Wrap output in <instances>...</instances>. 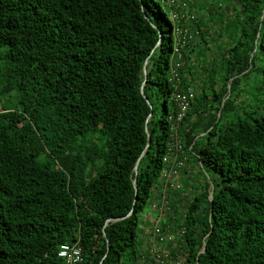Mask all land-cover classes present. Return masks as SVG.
Here are the masks:
<instances>
[{"label":"trees","instance_id":"trees-1","mask_svg":"<svg viewBox=\"0 0 264 264\" xmlns=\"http://www.w3.org/2000/svg\"><path fill=\"white\" fill-rule=\"evenodd\" d=\"M189 10L178 84L195 95L175 121L166 3L0 0V264H65L75 242L77 264H158L152 211L181 231L180 264H264V0Z\"/></svg>","mask_w":264,"mask_h":264},{"label":"built area","instance_id":"built-area-1","mask_svg":"<svg viewBox=\"0 0 264 264\" xmlns=\"http://www.w3.org/2000/svg\"><path fill=\"white\" fill-rule=\"evenodd\" d=\"M161 2L166 3L170 7V20L173 22L172 32L174 34L175 41L173 43V52H172V67H171V75L170 79L174 82L175 91L173 92V98L176 101L179 109L175 121L180 120L185 112L187 111L190 103L194 100V91L192 87H186L181 89L179 87V73L178 68L181 67L180 60L182 59L181 49L186 45L189 40L194 38V35L190 31L189 22L195 19V14L190 13L189 5L193 2V0H161ZM173 6H177L179 11L173 9ZM179 23L183 25H179ZM172 129L174 130L175 141L172 145L169 156L171 157V163L169 167V171L165 176V182H170L171 186L179 188L180 185L178 183L173 182L172 176L176 174V172L184 167L186 162V156L181 157L182 145L176 133L177 123L173 124ZM180 155V156H179ZM168 160V157L165 158ZM153 207H156L155 204H152ZM161 210V208H160ZM161 214V213H160ZM160 215L155 219L159 223ZM156 222L155 227H153L152 236L150 237V241L152 242V247L150 252L152 254L153 262L158 264H163L162 255L157 252L160 249L159 244H165L166 242H171L173 240L172 234L163 231L160 226H158ZM157 245V248H156ZM58 257L62 258L65 264H77L82 262L83 254L82 247L79 242H75L73 244L63 243L60 245L58 253ZM171 257V256H170ZM170 264V263H169ZM174 264H180L179 260H174Z\"/></svg>","mask_w":264,"mask_h":264},{"label":"rangeland","instance_id":"rangeland-1","mask_svg":"<svg viewBox=\"0 0 264 264\" xmlns=\"http://www.w3.org/2000/svg\"><path fill=\"white\" fill-rule=\"evenodd\" d=\"M225 14L226 15H230L231 13L230 12H225ZM255 94H256V91H251L250 92L249 102L251 104H253L255 102L254 101ZM9 100L11 102H15V97L11 96V97H9ZM185 165L183 167V170L188 168V166L186 165V167H185ZM183 170L182 169L178 170L177 173L172 176L173 181L175 183H178L179 185H182L184 183L183 180H184V178L186 176V174H184L185 172ZM167 172L168 171L165 172V176H166V174H168ZM177 174H179V177H177V179H176V175ZM192 178H193V181H192L193 183H197V182L203 181L202 180L203 178H202L201 173H197L196 172L195 173V176H193ZM146 211H147V209H146ZM149 212H151V210ZM153 214L154 213L152 211L150 213V219H156V216L153 215ZM156 215H157V213H156ZM163 215L164 216L161 217L160 224H162V223L165 222V218L164 217L166 216V213H164ZM140 225H142V222L140 223ZM170 230H171L170 227L169 228L165 227V230L164 231L170 233L171 232ZM174 233H176V237H178V239H175V240H177L176 242L174 240V241H171V242H166L163 245H160L159 244L160 249H158L157 252H159L162 255L163 264H169V263L170 264H174V260H179V262H180V256H177L179 259L176 258V257H174L178 253H176V254L173 255L171 252L172 251H177V249H179L178 247L180 246V244H182V242H181L182 235H181V231L179 229L178 230L176 229ZM173 239H174V237H173ZM144 247H146V244L144 245ZM151 258H152V256H151ZM149 264H151L150 261H149Z\"/></svg>","mask_w":264,"mask_h":264},{"label":"water","instance_id":"water-1","mask_svg":"<svg viewBox=\"0 0 264 264\" xmlns=\"http://www.w3.org/2000/svg\"><path fill=\"white\" fill-rule=\"evenodd\" d=\"M159 35H160V33H159ZM159 42H160V40H159ZM158 42V43H159ZM143 74H144V78H146V61L144 62V64H143ZM148 138H150L149 136H148ZM145 151V150H144ZM143 155V152L141 153V155H140V157L138 158V160H137V162H136V164H135V167H134V171H135V173H137V166H138V162H139V160H140V158H141V156ZM133 184H134V189H135V195H134V203H135V201L137 200V198H138V186H137V184H136V178L134 177L133 178ZM211 187H212V184H211ZM212 195V190H210V196ZM119 218H110V219H108L107 221H106V224L105 225H107L108 224V222L109 221H115V220H118ZM105 234V233H104ZM105 236V235H104ZM204 249H205V245H203V247H202V249L200 250V252H202V251H204ZM196 264H198V262L196 263Z\"/></svg>","mask_w":264,"mask_h":264},{"label":"crops","instance_id":"crops-1","mask_svg":"<svg viewBox=\"0 0 264 264\" xmlns=\"http://www.w3.org/2000/svg\"><path fill=\"white\" fill-rule=\"evenodd\" d=\"M168 169H169V168H168ZM168 171H169V170H168ZM165 172H166V171H165ZM176 173H177V172H176ZM177 177H179V174L176 175V179H177Z\"/></svg>","mask_w":264,"mask_h":264}]
</instances>
